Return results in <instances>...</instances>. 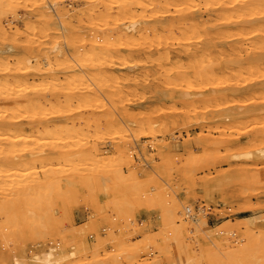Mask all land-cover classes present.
I'll list each match as a JSON object with an SVG mask.
<instances>
[{
  "label": "rangeland",
  "instance_id": "374dc122",
  "mask_svg": "<svg viewBox=\"0 0 264 264\" xmlns=\"http://www.w3.org/2000/svg\"><path fill=\"white\" fill-rule=\"evenodd\" d=\"M126 1L2 0L0 119L14 124L0 128V264H42L37 257L49 252L64 257L60 264H175L179 256L185 264H214L218 257L228 264L226 250L251 254L248 247L257 251L254 243L264 240V50L253 49L257 38L248 34L239 52H205L195 44L167 61L153 37L177 47L175 37L191 26L180 20L177 2L161 11L158 0L151 8L140 5L150 0L136 6L130 0V15L120 5ZM223 1H231L221 9L234 18L228 6L235 0ZM258 1L249 5L257 4L264 44V0ZM193 2L195 11L184 12L193 11L199 26L189 35L203 33L204 23L210 35L219 32L221 9L211 14L206 3ZM41 11L52 16L57 34H49ZM124 17L141 20L130 42ZM167 28L177 33L174 40ZM144 30L151 37H138ZM108 32L125 41L106 47ZM99 33L101 50L91 45ZM30 43L40 54L19 48ZM189 58L197 61L184 69ZM203 204L210 213L196 222L184 214ZM255 264H264V254Z\"/></svg>",
  "mask_w": 264,
  "mask_h": 264
},
{
  "label": "bare ground",
  "instance_id": "6f19581e",
  "mask_svg": "<svg viewBox=\"0 0 264 264\" xmlns=\"http://www.w3.org/2000/svg\"><path fill=\"white\" fill-rule=\"evenodd\" d=\"M37 1V0H36ZM119 1V0H118ZM130 0H128V2H129ZM140 2V1H142V0H133L132 2L130 1L129 3V5L131 6V5H133V4H135V6L136 5H138L139 3H137V2ZM150 1H152V0H150ZM155 1H157V0H155ZM174 2L176 1L177 2V5L180 7V8H177V7H174L175 9L177 8L178 10H179V15L178 16H180L181 17V19L180 20H182V21H186V23H187V21L190 23V24H188V25H191V26H188V28L189 27H193V28H196V27H198L199 26V21H198V18H196L195 16H194V12L193 11H188V12H184V10H185V7H188V9H190V10H194V9H191V8H194L195 6H191V4H194V2H193V0H173ZM203 1V0H202ZM205 1V0H204ZM213 1V3L212 4H210L209 5V3L208 2H210L209 0L207 1V2H205V3H202L201 1H198L197 0V2H195V4L196 3H199V2H201L203 5L205 4V6H206V9H207V12H210L211 10V14H212V12L214 11L215 12V10H217V9H221L226 3H228V4H226V6L227 5H229V3H231V1L230 2H227V1H223V0H221V1H223V2H217V1H215V0H212ZM229 1V0H228ZM257 2L256 0H235L234 1V3H232V4H230V6H228V9L230 8V9H235L236 10V12H235V14L236 15H234L235 17L234 18H232V17H227V16H230V14L228 15L227 13H226V10H225V13L223 12V9H219L220 10V14L223 16L222 17V19H221V21H219V19H217L218 17H215L216 19H217V21L219 22V25L221 26V30H219V32H218V30L216 31V32H214V30H213V33H214V35L213 34H209L208 33V31L206 30V24H208V23H204L203 25H205V27L202 25V27L205 29L204 30V32L202 33L201 32V30H200V28H197L198 30H200V31H197V29L195 30V31H197L196 33H200L201 32V34H197V35H194V33L193 34H190L189 35V33H188V31H187V26H186V23L184 24L185 26H186V30H184L183 29V31H185V32H181V35H177V33L176 32H174V28H170V29H168V31L170 32V33H172V32H174L172 35L171 34H168V35H166V37L167 38H173V37H175L174 36V34H176L177 36L175 37V38H177L176 40L178 41L177 43H178V45H177V47H171V46H169L167 43L165 44V43H162L161 42V40L159 39L161 36L159 35V37H157L156 36V34H158V33H155L154 31H152V32H154L155 33V35H154V37L153 38H157V43H156V51H158V52H160V49L163 51V50H165L164 52L167 54V56H166V59L169 57H171V54H173V53H175V54H177V55H179L182 51L184 52H186L187 50H189V48H191L190 46H192V45H195V44H197V48H201V49H199V50H201V51H215V50H220V49H222L223 51L222 52H224V51H228V50H233V51H238L239 52V50L240 49H242V47L239 45V39H244L243 37H245V35H247L248 36V34H253L252 36H250V37H256L257 38V40L255 41V43H254V45H253V49H255V50H260V51H263L264 50V44L262 43H259V37H260V35L258 34V32H257V28H259V26L257 25L258 23L256 22L257 20L255 19V17H254V15L255 14H259V12L258 13H256L257 11V9H256V7L254 6V5H256L257 6V4L255 3L254 5H252V7H254V8H250V2ZM261 1H263V0H261ZM261 1H260V3H258V4H260V5H262V3L264 2H262L261 3ZM128 2L126 1V3H120V5H122L123 6V4H124V7L127 5V7H126V11H130V12H126V13H130V15H131V13H133V10L129 7V5H128ZM134 2V3H133ZM168 2L170 3L171 2V0H158L157 2H156V4L152 1V2H150V4H147V5H144V1H142V3L140 4V5H142V8H144L145 6L146 7H154V6H157V7H159V9L161 10V8L160 7H164L165 8V6H167V4H168ZM176 2L175 3H173V4H176ZM214 2L215 3H217V5H215L214 4ZM259 2V1H258ZM34 3H36V2H34ZM57 3H59V2H57V1H55L54 3H53V5H51L52 7H54L55 8V6H56V4ZM200 3V4H201ZM2 4V0H0V12H2V8H1V5ZM126 4V5H125ZM155 4V5H154ZM172 4V6H174ZM253 4V3H252ZM139 5V6H140ZM154 5V6H153ZM176 5V6H177ZM197 5H199V4H197ZM196 5V6H197ZM203 5H200V7L202 6L203 7ZM215 7H214V6ZM248 5V6H247ZM50 6V7H51ZM134 6V5H133ZM144 6V7H143ZM168 6H171V5H169L168 4ZM181 6H183V7H181ZM190 6H191V8H190ZM208 6V7H207ZM213 6V7H212ZM225 6V8L227 9V7ZM123 7V8H124ZM129 7V8H128ZM201 7V8H202ZM120 8H121V6H120ZM128 8V9H127ZM204 8V7H203ZM213 8V9H212ZM224 8V7H223ZM224 8V9H225ZM257 8H261V6H259L258 5V7ZM49 9V8H48ZM117 9V8H116ZM200 9V8H199ZM206 9H204L205 11H206ZM229 9V10H230ZM262 10H264L263 9V5H262V8H261ZM46 10V9H45ZM99 10H100V8H99ZM98 10V11H99ZM102 10V9H101ZM118 10V9H117ZM122 10H124V9H122ZM146 10H148V9H146ZM159 10V11H160ZM203 10V9H202ZM228 10V11H229ZM256 12H255V11ZM261 10V11H262ZM103 11V10H102ZM132 11V12H131ZM162 11V10H161ZM165 11H166V8H165ZM176 11V10H175ZM187 11V10H186ZM195 11V10H194ZM197 11V10H196ZM221 11L224 13V14H222L221 13ZM234 11V10H233ZM106 12V11H105ZM122 12V11H121ZM125 12V11H124ZM158 10L156 11V13H155V15L157 16L158 15ZM167 12L170 14L171 12H169V10H167ZM193 12V13H192ZM213 12V13H214ZM219 12V11H218ZM217 12V13H218ZM263 12V11H262ZM262 12H260V15H258V16H261L262 14ZM39 13V12H38ZM109 14H111V12H108ZM107 12H106V14H108ZM175 13H177V12H175ZM201 13V12H200ZM217 13H215V14H217ZM40 14H41V16H43L42 18L43 19H45V21L47 22L46 24H47V26H48V30L50 31L49 32V34L51 35V34H57V30H56V28L57 27H55L54 25L55 24H53L54 22H53V20L52 19H50L52 16L50 15V17H48V18H46L45 16H47L46 15V13L44 12V11H41L40 12ZM48 14V13H47ZM105 14V13H104ZM115 14V13H114ZM174 14V13H173ZM219 14V13H218ZM227 16H226V15ZM101 15V14H100ZM129 15V17H132V16H130ZM132 15H136L135 13L134 14H132ZM160 15H162V14H160ZM163 15H167V13H165V14H163ZM220 15V16H221ZM224 15H225V17H224ZM264 15V14H263ZM102 16H103V14H102ZM102 16H101V19L102 20H104V21H106V17H108V16H105L104 18L105 19H103L102 18ZM115 16V15H114ZM137 16V15H136ZM136 16H134L135 18H137ZM151 16V15H150ZM149 16V17H150ZM159 16V15H158ZM201 16V15H200ZM205 16V15H204ZM203 16V17H204ZM206 16H208V15H206ZM209 16L211 17V16H213V15H210L209 14ZM217 16V15H216ZM110 18L111 17H113V16H109ZM116 17H117V15H116ZM128 17V19L131 21L130 22V24L129 25H125L126 26V29L128 30L127 32H129V35L131 34V32H136L135 30H136V28H137V26L138 25H140L139 23H140V21H139V23H138V21H135L136 19L133 17V19H135V20H133L132 18V20L130 19ZM143 17V16H142ZM214 17H211L212 19H211V21L213 20V18ZM109 18V19H110ZM115 18V17H114ZM125 18V17H124ZM151 18H152V16H151ZM150 18V19H151ZM154 18V17H153ZM158 18V17H157ZM162 18V17H161ZM160 18V19H161ZM205 18V17H204ZM260 18V17H259ZM116 19V18H115ZM119 19V18H118ZM118 19H116L117 21H118ZM123 19V18H122ZM128 19H126L125 18V20H128ZM138 19H140V16L138 15ZM142 19V18H141ZM159 19V18H158ZM160 19H159V24H160ZM215 19V20H216ZM112 20H114V19H112ZM120 21H123V20H121V17H120V19H119ZM143 20H145L144 18H143ZM157 20V19H156ZM214 20V21H215ZM107 21H108V19H107ZM106 21V22H107ZM119 21V22H120ZM146 21H148L149 22V20H145V22ZM168 21V20H167ZM202 21H203V18H202ZM210 21V22H211ZM213 21V22H214ZM264 21V20H263ZM106 22H104L105 24H107ZM113 22H115V21H113ZM144 22V23H145ZM204 22H206V21H204ZM109 23V22H108ZM112 23V22H111ZM116 23H118V22H115V24ZM183 23V22H182ZM202 23V22H201ZM261 23H262V20H261ZM264 23V22H263ZM105 24H103V26L105 25ZM121 24H122V22H121ZM143 24V23H142ZM152 24V23H151ZM156 24H158V23H156ZM155 23L153 24V25H156ZM176 24H178V23H176ZM210 24H212V23H210ZM215 24V23H214ZM214 24L212 25V26H214ZM110 25V23L109 24H107L106 26H109ZM112 25H114V24H112ZM111 25V26H112ZM117 25V24H116ZM118 25H119V23H118ZM117 25V26H118ZM144 25V24H143ZM142 25V26H143ZM147 25V24H146ZM148 25H150V24H148ZM153 25L151 26L152 28H150V29H152L153 30V28H155L156 26H158V25H156L155 27H153ZM161 25V24H160ZM173 25L174 26H176L174 23H173ZM172 25V26H173ZM180 25H182V24H180ZM217 25H218V23H217ZM106 26H105V29H106ZM124 26V25H123ZM163 26H165V25H163ZM168 25H166V27H167ZM178 26H179V24L177 25V28H178ZM183 26V25H182ZM110 27V26H109ZM140 27H141V25H140ZM169 27V26H168ZM201 27V26H200ZM215 27V26H214ZM214 27H211V28H209V31L213 28L214 29ZM112 28H115V27H113L112 26ZM120 28V27H119ZM121 28H123V27H121ZM157 28H160V27H157ZM183 28V27H182ZM219 28V27H218ZM102 29H104V28H102ZM101 29V30H102ZM108 29H110V28H108ZM116 29H117V27H116ZM124 29V28H123ZM145 29V28H144ZM166 29V30H167ZM190 29H192V28H190ZM140 30V29H139ZM155 30V29H154ZM166 30H164V31H166ZM173 30V31H172ZM177 30V29H176ZM189 30V29H188ZM264 30V29H263ZM112 31H113V29H112ZM115 31H117V30H115ZM123 31V30H122ZM121 31V32H122ZM126 31V30H125ZM172 31V32H171ZM187 31V32H186ZM193 31H194V29H193ZM193 31H191L190 30V32L192 33ZM203 31V30H202ZM127 32H126V34H127ZM141 32V30L139 31V33ZM179 32V31H178ZM218 32V34L217 35H215V33H217ZM110 32H108V34H109ZM116 33V32H115ZM123 33H125L124 31H123ZM195 33V34H196ZM142 34L143 35H141V34H139L138 35V37H142V38H147V37H151L150 36V34H149V32H147V31H145L144 30V32H142ZM152 34V33H151ZM160 34V33H159ZM101 34L99 33V35H96L95 36V39L93 40V42L91 43V45L94 47V48H96V49H102L105 45L104 44H101V41H100V39L102 38L101 36H100ZM262 35H263V33H262ZM108 36H110L111 38L109 39V40H107V42L109 43H107V45H106V47H108V48H110L111 46H119V45H121V44H123L121 41H123V37H121V35H120V33H118L117 32V35L115 34H112V35H108ZM126 36V35H125ZM164 36V35H163ZM127 37H128V34H127ZM126 37V39H128L126 42H130L134 37H136V36H134V34L133 35H130V37H128L127 38ZM165 37V38H166ZM82 38V37H81ZM169 38V39H170ZM174 38V39H175ZM170 39V40H171ZM174 39H172V40H174ZM115 40H117V41H115ZM80 41V40H79ZM118 42V43H116L115 44V42ZM125 41V40H124ZM123 41V42H124ZM261 41V40H260ZM56 42V41H55ZM54 42V43H55ZM81 44H85V40H84V38H82L81 39ZM125 42V43H126ZM124 43V44H125ZM261 44V45H260ZM110 45V46H109ZM174 45V44H173ZM172 45V46H173ZM56 46V48H58L59 47V45L58 44H56L55 45ZM35 47V46H34ZM33 47V45L30 43V44H26V45H24V47L23 46H20L19 48H23L24 50H26L27 52H29V53H37V52H34L36 49ZM39 47V46H38ZM146 46H142V47H140V49H144ZM149 48H151V49H154L153 47H151V46H149ZM35 49V50H34ZM39 49H41V48H38L37 50H39ZM12 50V49H11ZM42 50V49H41ZM41 50H39L40 52H41ZM40 52H38L37 54H40ZM60 52V51H59ZM221 52V51H220ZM231 52V51H230ZM163 53V52H162ZM164 53V54H165ZM163 54V55H164ZM227 54V53H226ZM232 54V53H231ZM225 55V54H224ZM251 55H254V54H251ZM34 56H36V55H34ZM164 56V57H165ZM255 56V55H254ZM261 56V55H260ZM249 57H251V56H249ZM2 57H0V59H1ZM167 59V61L169 60L170 61V59ZM37 60V59H36ZM252 60V59H251ZM194 61V62H193ZM195 61H197V59H193V58H189V60L187 61V63H185L186 65H184V64H181V67H182V65H184L183 67H184V69L185 68H190L191 67V65H192V63H195ZM226 62L225 63H227V60H225ZM33 61H31V60H29V59H27V63L28 64H33L32 63ZM38 64V63H37ZM37 64H33V68L34 69H37V70H41V68H39L38 67V65ZM217 65H219V63L217 64ZM225 66H226V64H225ZM39 68V69H38ZM222 73V72H221ZM225 73H226V71H225ZM82 76V75H81ZM79 76V75H77L76 77H75V81H83V79H85V78H87V73H86V75L85 76ZM238 84V83H237ZM262 86V85H261ZM238 89V88H237ZM225 97H228V96H225ZM229 113V112H228ZM232 114V113H231ZM228 116V115H227ZM230 116V115H229ZM14 123L12 122V121H9V120H5V119H0V128H11V125H13ZM149 133H153V128H151L150 130H149ZM264 152V151H263ZM260 153H262V150H260ZM250 155V154H252V153H247V154H245V155ZM235 155H237V154H235ZM24 158V157H23ZM32 158V157H31ZM41 159V158H40ZM27 160V159H26ZM48 160V159H47ZM40 161V160H39ZM29 162H35V161H33V160H31V161H28V163ZM45 171V170H44ZM37 172H39V170H37L36 171V173ZM34 174H36L35 172H33ZM38 176V175H37ZM245 220H249V222H250V224H253V223H255L254 222V220H250L251 219V217H245L244 218ZM257 220V219H256ZM203 222V225H204V227L208 230V226H207V222L206 221H202ZM202 225V226H203ZM247 225L248 224H246L245 226L247 227ZM186 228V227H185ZM184 228V229H185ZM249 227H248V230H246L245 232H246V234H247V232L249 231ZM205 230V229H204ZM186 231V230H185ZM206 231V230H205ZM209 231V230H208ZM174 232V231H173ZM179 232V231H178ZM178 232L176 233V230H175V233H176V235L178 234ZM221 232V231H220ZM260 232V231H259ZM258 232V234L256 235L258 238L257 239H259V238H261L260 236H261V234L262 233H259ZM213 233H217V235L218 234H220L219 233V231H217V232H213ZM181 234V233H180ZM180 234H178V236H176V238L178 237L179 239H180ZM180 235V236H179ZM184 236V235H183ZM252 236V235H251ZM255 236V235H254ZM256 236H255V238L254 237H252L253 238V240L255 241V240H257L256 239ZM177 238V239H178ZM247 238L249 239V238H251V237H248L247 236ZM251 238V239H252ZM263 238H264V236H263ZM249 240V241H252V240ZM221 240V239H220ZM223 240V239H222ZM226 240V239H225ZM261 239H259V241H260ZM254 241H252V242H249V243H251V245L253 244V242ZM180 242V241H179ZM225 242V241H224ZM228 242V241H227ZM255 242H258V240L257 241H255ZM176 243V242H175ZM223 243V242H222ZM226 243V242H225ZM249 243L247 244V245H249ZM180 244V243H179ZM185 244V243H184ZM184 244L182 243V245H181V247L182 246H184ZM264 240H262V242L260 243V245H259V243H258V245L259 246H257L255 243H254V245H256V246H254L253 245V247H257V251L253 248L252 249V246L251 247H248L252 252H251V254L253 255V256H255V255H257L258 254V252H260L262 255L264 254V253H262V252H264ZM80 245V244H79ZM190 245V246H189ZM188 246L189 247H192L191 246V244H189ZM216 245H218V244H216ZM221 245V244H220ZM246 245V246H247ZM84 246H86V243H84L83 244V248H84ZM227 247H228V244L226 245ZM226 246H224V244H223V248H225ZM230 246V245H229ZM250 246V245H249ZM88 247V246H87ZM181 247H180V245H178L177 246V248H180L181 249ZM201 247V246H200ZM199 247V248H200ZM220 247H222V246H220ZM243 247V246H242ZM242 247H240V248H242ZM263 247V248H262ZM86 248V247H85ZM260 248H261V250H260ZM51 249V248H50ZM226 249V248H225ZM243 249H244V247H243ZM52 250L54 251L55 249L54 248H52ZM52 250H49V251H52ZM86 250V249H85ZM184 250H187V247H185V249ZM259 250V251H258ZM263 250V251H262ZM56 251V250H55ZM179 251V250H178ZM209 251H211L210 249H209ZM208 251V252H209ZM215 251V250H214ZM256 251V252H255ZM48 252V251H47ZM197 252V251H196ZM211 252H213V251H211ZM243 252L245 253V251L243 250ZM242 252V250H241V252H239V251H234V250H226V252H224V256H226V258L231 262V263H233V264H239V255L241 256V254L243 253ZM247 252V251H246ZM255 252V255L253 254ZM201 253V259H204L202 256V253L203 252H200ZM221 253H222V251H221ZM241 253V254H240ZM243 253V254H244ZM260 253L258 254V257H257V259L260 257ZM75 253L74 252H71V255H74ZM247 253H245L244 254V256L246 255ZM251 254H249V252H248V254L247 255H251ZM43 255L44 254H42L41 256H42V258H41V260H40V257H37L38 255H36L35 256V258L37 257V261L39 262L40 261V263H42V264H60V263H62V261H64V257L63 256H61V254H59L58 255V257H54V255H53V253L52 252H49V253H45V255H44V257H43ZM56 255V254H55ZM216 255V254H215ZM222 255V254H221ZM246 255V256H247ZM251 255V256H252ZM64 256H65V254H64ZM195 256V255H194ZM214 256V255H213ZM213 256H212V258H213ZM244 256H241V259H242V261H243V259H244ZM249 256H247V258L249 257ZM250 256V257H251ZM200 257H199V259H200ZM207 257V256H206ZM249 257V260L251 259V258H253V257H251L250 258ZM256 257V256H255ZM246 258V260H248ZM185 259V261L187 260V258H184ZM184 259L182 258V256L180 257H177V259H176V262H175V264H185V261H184ZM218 259H219V257H218ZM218 259L216 258V260H215V258L214 259H212V262H213V260H215V262L216 263H218V262H220V263H218V264H227V260H225V263L222 261L223 259H220L219 261H218ZM253 259H254V262H253ZM251 261L255 264V260H257V259H255V258H253ZM206 260V259H205ZM205 260H203V261H205ZM249 260L247 261L248 263H250L249 262ZM260 260V259H259ZM258 260V261H259ZM42 261V262H41ZM190 261H193V260H190ZM195 261V260H194ZM211 261V260H210ZM209 261V262H210ZM244 261H245V259H244ZM187 262H189V261H187ZM201 262V260H199V263ZM209 262H208V264H209ZM230 262H228V264L230 263ZM246 261H245V263L244 264H246L247 263ZM252 262H251V264H252ZM261 262H263V260H262V258H261ZM214 263V262H213ZM216 263H214V264H216ZM247 263V264H248ZM257 263V262H256ZM260 263V262H259ZM12 264H26L25 262H22V261H20V260H18V259H16L15 261H14V263H12Z\"/></svg>",
  "mask_w": 264,
  "mask_h": 264
},
{
  "label": "built area",
  "instance_id": "2783aa9c",
  "mask_svg": "<svg viewBox=\"0 0 264 264\" xmlns=\"http://www.w3.org/2000/svg\"><path fill=\"white\" fill-rule=\"evenodd\" d=\"M208 210L209 209H207L204 204L202 206L195 205L193 208L187 206L184 208V214L188 219L196 222L199 215H209L210 212H208ZM140 224H142V221L140 222Z\"/></svg>",
  "mask_w": 264,
  "mask_h": 264
}]
</instances>
